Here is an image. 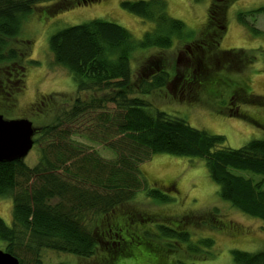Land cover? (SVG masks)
I'll list each match as a JSON object with an SVG mask.
<instances>
[{"label": "trees", "instance_id": "trees-1", "mask_svg": "<svg viewBox=\"0 0 264 264\" xmlns=\"http://www.w3.org/2000/svg\"><path fill=\"white\" fill-rule=\"evenodd\" d=\"M236 1L243 0H211L206 23L190 42L183 41L191 36L181 21L168 15L165 0L120 2L122 9L151 23L141 39H135L117 23L100 19L64 27L50 36L46 54L51 56V64L68 72L76 92L98 95L88 100L76 98L71 105L67 101L56 110L51 122L33 137L37 161L32 167L25 164L24 158L0 162V198L12 200L11 226L0 218L1 251L18 264H42L48 252L88 259L96 254L95 234H100L94 224L102 222L107 232L108 228L115 230L109 232L114 237L111 247L114 246L115 256L133 257L126 247L138 246L140 242L130 238L127 243L113 222L119 218L138 232L133 228L138 221L113 213L140 193L156 205L172 201L165 191L147 187L140 172L141 165L159 154L202 161L217 186L218 198L246 217L259 220L264 231V139L251 140L238 149L229 148L223 136L193 128L183 117L158 110L145 99L165 90L176 75V68L164 65L161 58L150 57L139 69H132L136 56L168 50L179 41L184 43L181 50H187L191 61L182 74L181 91L200 88L196 85L199 76H212L213 72L210 80L214 85L225 84L230 73L226 66L239 61L252 64L256 60L254 52L220 49L226 8ZM48 3H53V14L83 5L81 0H0V115L4 119L18 116L11 104L15 99L13 92L23 88L26 70L38 65L31 56L33 43L20 40L17 35L35 6ZM240 10L236 13L237 23L254 35H264L255 27L264 6ZM135 73L138 80L132 87ZM239 92L237 89L233 97ZM54 100V95L42 99L38 109L32 107L30 116L38 117L40 109L52 110L58 104ZM98 148L109 149L114 156L104 158ZM159 214L139 217V223L150 225ZM216 214L218 209L213 208L202 220L189 216L179 219L175 227L162 226L158 221L152 227L155 236L147 231L151 227L144 228L143 234L149 242L153 239L163 246L168 254L182 250L210 259L216 255L214 240H192L188 229L197 222V226L205 224L215 232H231ZM262 248L251 253L231 250L232 264H264V245ZM140 251L148 258L145 250ZM115 261L110 258L108 264Z\"/></svg>", "mask_w": 264, "mask_h": 264}, {"label": "rangeland", "instance_id": "rangeland-1", "mask_svg": "<svg viewBox=\"0 0 264 264\" xmlns=\"http://www.w3.org/2000/svg\"><path fill=\"white\" fill-rule=\"evenodd\" d=\"M121 1H89L60 14H53V3L35 6L32 13L24 20L17 38L30 40L33 43L30 49L31 56L38 62V65L26 70L23 88L13 92L15 99L11 104L16 109L18 116L7 117L5 120L27 119L31 121L36 134L44 125L51 122L56 110L60 106H65V102L70 101L69 105H71V102L76 98L88 100L90 97L98 95L96 92H76V85L68 72L53 63L51 64L52 58L46 54V46L48 51L49 38L58 30L93 19L117 23L127 29L135 39H141L143 33L150 28L151 23L142 21L139 17L122 9ZM165 1L168 15L181 21L191 36L183 41L190 42L195 39L206 23L211 0H202L197 3L192 0ZM258 6H264V0H243L230 4L226 8L224 32L219 43L222 50L242 49L246 53L254 52L256 60L252 64L239 61L234 66H226L225 68L230 71L227 74L228 79L225 84L220 83L218 87L210 80L214 76L213 72L212 76L207 77L204 74L199 76L196 85H199L200 88L193 87L181 91L179 79L189 68L191 61L185 53L187 50H181L184 43L175 41L172 48L168 50L153 51L135 57L132 69H139L140 65L151 57L152 60L161 58L164 65H170L174 70L176 68L177 72L165 90L145 96V99L158 110L183 117L193 128L223 136L229 148L238 149L251 140L264 139V53H262L264 52V35H254L236 21V13L241 11L240 9L248 10ZM255 27L264 32V13L258 16ZM137 80L138 77L135 73V82L132 83V87L136 86ZM18 85L16 84L17 87ZM237 89L240 92L237 94L238 96L234 95L236 97H233V93ZM52 95L57 99L54 100V103L58 101L52 110L40 109L39 113H36L39 115L38 117L30 116L32 107L38 109L40 101ZM251 97L258 101H254ZM98 153L107 159L114 156L111 150L105 148H98ZM36 161L37 149L32 147L24 157V162L32 167ZM140 172L147 182V187H156L165 191L172 201L156 205L140 193L135 199L114 211L113 214L116 217L131 216L134 218V222L138 221L133 225V228H136L138 232L126 227L119 218L113 222L123 232V239L125 238L127 243L130 238L140 242L138 246L126 247L128 252L134 256L136 254L135 259L134 256L131 258L115 256L114 246L111 247L113 245L111 240L113 241L114 237L109 236V232L115 230L108 228L107 232L106 226L102 222H97L94 224V230L98 228L100 234H95L98 242L95 256L80 259L71 255L48 252L42 264H108L110 258H116L115 264H148L146 260L149 264H174L173 261L176 262L179 259L183 260L185 264H232L231 250L251 253L263 249L264 231L261 228V222L246 217L234 210L228 202L218 198L217 186L210 180L202 161L159 154L141 165ZM213 208L218 209L219 214H216V217L224 220L231 232H215L204 227L205 224L197 226V222L193 228L188 229L192 240L197 237H209L214 240L216 255L213 258L201 259V256L194 257L182 250L178 254H168L163 246L154 243L153 239L149 242L144 237L143 232L147 227H151L147 231L149 230L148 232L154 235L152 227L158 221H161L160 225L162 226L172 225L175 227L179 219L189 216H199L198 220H202ZM156 213H160V216L150 225L139 223V217L149 218ZM0 218L7 226H11V198H0ZM2 245L0 240V248ZM174 246L181 248L179 245ZM140 250H145L148 258ZM138 252L140 255H137Z\"/></svg>", "mask_w": 264, "mask_h": 264}, {"label": "water", "instance_id": "water-1", "mask_svg": "<svg viewBox=\"0 0 264 264\" xmlns=\"http://www.w3.org/2000/svg\"><path fill=\"white\" fill-rule=\"evenodd\" d=\"M35 132L27 119L5 120L0 115V162L20 161L33 147ZM0 264H18L0 250Z\"/></svg>", "mask_w": 264, "mask_h": 264}, {"label": "flooded vegetation", "instance_id": "flooded-vegetation-1", "mask_svg": "<svg viewBox=\"0 0 264 264\" xmlns=\"http://www.w3.org/2000/svg\"><path fill=\"white\" fill-rule=\"evenodd\" d=\"M83 3H87L89 1H94V0H81ZM179 81H181V79H179Z\"/></svg>", "mask_w": 264, "mask_h": 264}]
</instances>
